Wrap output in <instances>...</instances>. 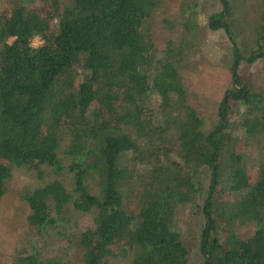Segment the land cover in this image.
I'll return each mask as SVG.
<instances>
[{
  "label": "trees",
  "instance_id": "1",
  "mask_svg": "<svg viewBox=\"0 0 264 264\" xmlns=\"http://www.w3.org/2000/svg\"><path fill=\"white\" fill-rule=\"evenodd\" d=\"M7 1L9 10L0 14V197L13 167L41 166L55 175L66 170L70 190L54 180L20 196L29 210L26 222L36 232L54 226L70 207L77 214L93 212L91 226L75 241L81 264H106L128 254L130 264H186L176 211L195 199L199 177L208 172L201 206L203 264H264V161L252 181L225 136L229 101L247 107V135L264 132V110L253 105L255 97L234 66L232 85L217 105V125L204 134L185 103L181 52L166 48L155 56L143 29L161 0H37V7L31 0ZM218 1L222 11L209 17L208 26L223 30L236 67L240 58L224 14L226 1ZM34 38L37 47L31 46ZM262 56L254 52L244 62ZM150 93L159 99L157 124L147 115ZM174 134L180 163L159 161L157 150ZM153 141L158 146L144 147ZM60 151L69 159L65 167ZM128 153L146 168L142 177L131 178L122 161ZM221 185L232 201H216ZM128 192L135 196L134 211L125 205ZM235 222L252 223L253 234L237 238ZM10 264L70 263L34 248Z\"/></svg>",
  "mask_w": 264,
  "mask_h": 264
},
{
  "label": "rangeland",
  "instance_id": "2",
  "mask_svg": "<svg viewBox=\"0 0 264 264\" xmlns=\"http://www.w3.org/2000/svg\"><path fill=\"white\" fill-rule=\"evenodd\" d=\"M30 6L37 7L40 3L31 0ZM225 12L228 17L229 33L232 36L235 50L240 58L235 67L231 44L223 30H211L208 26L209 17L222 11L218 0H161L160 5L149 18L144 21L143 29L149 34L155 56L169 48L171 51L181 52L178 65V75L186 94V105L191 107L200 119L201 131L209 133L217 125V105L223 94L232 85V69L242 85L254 95L258 108L264 110V56L253 63H245L246 57L254 52L264 54V0H225ZM10 8L7 0H0V14L3 15ZM1 18V17H0ZM55 26V21L51 22ZM40 44L37 38L31 41L32 47ZM242 60V61H241ZM79 80L77 78L76 82ZM159 99L150 93L146 105L147 115L154 124L159 122ZM227 117L228 127L225 130L229 136V152L240 157L247 175L253 181L259 163L264 161V132L256 135L245 133V122L250 119L247 107L229 101ZM259 110H253L257 115ZM175 134L168 136L167 142L162 143L158 151V160L167 159L169 162L180 163L176 150ZM158 146L157 141L144 147ZM151 148V147H150ZM62 165L69 163L62 151L59 152ZM131 178L141 176L146 168L136 164L130 153L122 158ZM201 179L200 192L191 203L177 208L175 230L187 251L186 264H203L204 258L200 251L201 231L204 219L201 206L204 191L209 184V173ZM57 180L67 189L71 188V175L63 170L55 175L49 168L13 167L9 178L4 184V192L0 197V264H10L15 257L34 248L41 255L60 256L70 264H81L82 250L75 247L76 237L85 227L91 226L93 212L77 214L70 207L60 216H56V223L41 232H36L27 222L29 214L27 205L20 196L25 191H31L48 182ZM136 184V183H135ZM86 185L92 187L90 180ZM127 188V187H126ZM125 205L129 211H134L135 196L127 193ZM216 201L225 198L232 201L225 186H217L214 192ZM220 233L224 234L223 221L218 222ZM233 234L239 239H246L253 234L252 223H237L232 225ZM118 252V251H117ZM106 264H130V254L126 257H112L106 259Z\"/></svg>",
  "mask_w": 264,
  "mask_h": 264
}]
</instances>
